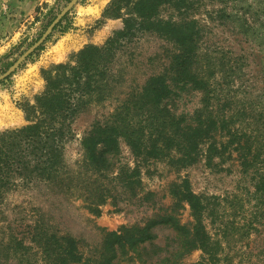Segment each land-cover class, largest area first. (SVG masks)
<instances>
[{"label": "trees", "instance_id": "16d2710c", "mask_svg": "<svg viewBox=\"0 0 264 264\" xmlns=\"http://www.w3.org/2000/svg\"><path fill=\"white\" fill-rule=\"evenodd\" d=\"M105 16L122 19V29L102 46L85 47L69 63L44 73V91L36 96L34 104L24 108L28 124L0 132V207L5 196L19 187L41 183L63 193L76 182L86 191L84 200L89 211L98 216L106 197L114 203L122 201L117 187L136 195L141 182L139 163L166 159L178 170L203 156L206 163L222 156L228 142L218 144L216 137L230 139L235 120L246 122L248 128L234 131V137L245 143L241 166L253 175V196L261 200L264 109L255 104L248 109L243 103L232 111L231 83L242 77L238 67L244 57L209 50L205 37L210 32L208 23H213L215 27H228L247 44L263 49L264 0H112ZM144 35L167 44V63L141 87L130 90L107 118L93 122L79 139L83 171L70 170L65 150L75 138L77 116L90 106L113 99L120 83L112 79V64L123 48ZM184 90L200 94V109L178 115L172 105ZM122 143L135 158L134 168L120 163ZM168 192L173 203L169 211L161 209L162 213H155L154 219L142 227H121L106 233L99 251L81 250L79 241L38 219L30 225L29 245L14 237L8 240L6 258L22 261L35 249L40 264H115L119 257L131 260L129 254L136 253L140 246L155 247L151 230L165 227L174 231L180 247L163 264H180L174 259L181 252L184 255L196 250L202 256L195 264H220V243L205 226L206 218L215 213L214 198L194 194L185 179L171 183ZM180 206L188 208L192 220L189 226L180 225L176 219Z\"/></svg>", "mask_w": 264, "mask_h": 264}, {"label": "rangeland", "instance_id": "374dc122", "mask_svg": "<svg viewBox=\"0 0 264 264\" xmlns=\"http://www.w3.org/2000/svg\"><path fill=\"white\" fill-rule=\"evenodd\" d=\"M71 1L0 0V78L41 40ZM111 2L78 0L45 40L12 73L0 80V132L17 130L28 124L24 108L34 104L36 96L44 91V79L47 77L44 73L57 65L69 63L72 56L85 47L102 46L114 32L122 29V19L105 16ZM162 14L167 15L166 12ZM208 28L210 32L205 37L206 48L244 57L242 66L238 67L242 77L233 79L231 83L232 111L243 103L248 109L253 104L258 109H264V46L258 49L247 44L228 27H215L213 23H208ZM166 50L167 44L163 41L144 35L117 55L111 75L120 85L113 99L88 107L73 124L75 138L65 150V160L70 170L83 171L79 147L82 135L93 122L107 118L130 90L138 89L149 76L164 68L167 63ZM172 107L178 115L192 114L200 109V94L184 90L174 99ZM243 123L235 120L230 139L216 137L218 144H228L222 156L211 159L209 163H206L204 156L191 166L178 170L166 159L139 163L141 182L135 191L136 197L117 187L116 192L120 193L122 201L114 203L110 196L106 197L99 207L98 216L89 211L88 201L84 200L86 191L76 182L63 193L41 183L11 191L0 207V264L41 263L35 249H31L22 261L6 258L8 240L14 237L29 245L30 225L38 219L60 234L79 241L81 250L99 251L106 233H114L121 227H142L154 219L155 213H162L161 209L168 208L169 211L173 203L168 187L184 179L194 194L214 198L215 213L213 217L206 218L205 226L209 235L220 243V264H264V197L257 200L253 196L256 181L241 166V148L245 143L234 137V131L246 128V122ZM261 131L263 133L264 127ZM262 143L264 145V140ZM119 160L122 165L136 166L130 149L123 143L120 145ZM147 193L152 195L151 199ZM176 219H179L180 225L189 226L192 223L188 208L181 209V206ZM151 233L155 236V247L146 244L140 246L136 253L129 254L131 260L119 257L115 264H163L171 253L179 249L180 241L172 229L156 227ZM201 256L197 250L184 255L181 252L174 263L195 264Z\"/></svg>", "mask_w": 264, "mask_h": 264}, {"label": "water", "instance_id": "95a60500", "mask_svg": "<svg viewBox=\"0 0 264 264\" xmlns=\"http://www.w3.org/2000/svg\"><path fill=\"white\" fill-rule=\"evenodd\" d=\"M78 0H72L71 3L68 5V7L61 13V15H59L54 21L53 23L49 26V28L47 29V31L44 33V35L42 36L41 40L32 48L30 49L25 55H23L14 65L13 67H11L9 69V71L0 78L3 79L4 77H6L7 75H9L10 73H12L17 67L18 65L27 57L28 54H30L38 45H40L45 38L48 36L49 33H51L53 27L60 21V19L76 4Z\"/></svg>", "mask_w": 264, "mask_h": 264}]
</instances>
